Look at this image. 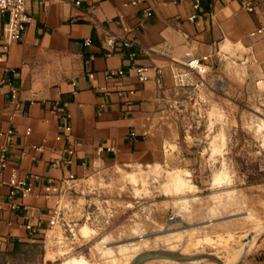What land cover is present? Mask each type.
<instances>
[{
	"label": "crops",
	"instance_id": "crops-1",
	"mask_svg": "<svg viewBox=\"0 0 264 264\" xmlns=\"http://www.w3.org/2000/svg\"><path fill=\"white\" fill-rule=\"evenodd\" d=\"M28 12L24 39L7 49L0 16V264L35 248L76 185L134 163L183 168L190 92L174 73L189 58L264 89V36L251 35L264 27V0H30ZM110 35L134 45L108 54ZM13 178L26 197L11 195Z\"/></svg>",
	"mask_w": 264,
	"mask_h": 264
},
{
	"label": "rangeland",
	"instance_id": "rangeland-1",
	"mask_svg": "<svg viewBox=\"0 0 264 264\" xmlns=\"http://www.w3.org/2000/svg\"><path fill=\"white\" fill-rule=\"evenodd\" d=\"M186 86L183 168L134 163L76 185L57 223L13 264H130L143 251L170 250L165 239L177 233L184 238L175 251L182 252L192 234L201 244L187 255L213 254L224 263V249L243 248L253 234L254 247L241 264H264V89L215 71ZM231 216L239 217L222 220ZM249 219L258 229L246 224ZM214 220L221 221L209 223Z\"/></svg>",
	"mask_w": 264,
	"mask_h": 264
},
{
	"label": "built area",
	"instance_id": "built-area-1",
	"mask_svg": "<svg viewBox=\"0 0 264 264\" xmlns=\"http://www.w3.org/2000/svg\"><path fill=\"white\" fill-rule=\"evenodd\" d=\"M30 0H0V16L8 15V21L3 28V38L5 42V49L8 46L21 42L24 39L25 32L28 25L32 21V17L28 12V3ZM75 5H80V0H75ZM245 8L248 11L253 10V4L250 2L245 3ZM252 36L263 35L264 36V27L257 28L251 34ZM89 43V42H88ZM108 54L120 52L124 48L131 47L134 45L133 41L128 39L120 38L115 35H110L106 41ZM209 61L208 57H203L202 59L189 58L183 66L186 68L185 71L176 70L174 73V78L179 86H186L189 83L191 77L196 74L202 76L207 74L208 67L207 62ZM139 79L141 82H146L148 80L147 68H137L136 69ZM130 93H133L132 91ZM24 108L23 102L20 101L18 96V91L11 86L10 96L8 99L7 109L12 110L14 114H17L22 111ZM67 132L71 131V127H66ZM30 131V130H28ZM14 133L13 130L8 131V136H12ZM1 135V133H0ZM70 162L75 155V150L72 146H69L66 150ZM1 169L6 167L5 162L1 164ZM11 186L14 187V190L11 192V195L14 196L17 191H20L22 197H26L31 189L30 187H25L24 182L17 181L15 178L11 180ZM3 203L0 201V208ZM14 208V205H11ZM58 219V210H56L50 220V227L57 223ZM31 225H28V229H31Z\"/></svg>",
	"mask_w": 264,
	"mask_h": 264
},
{
	"label": "water",
	"instance_id": "water-1",
	"mask_svg": "<svg viewBox=\"0 0 264 264\" xmlns=\"http://www.w3.org/2000/svg\"><path fill=\"white\" fill-rule=\"evenodd\" d=\"M239 216H231L222 220H227V219H233V218H237ZM221 220H214V221H210L209 223H214V222H219ZM199 225L196 226H186L185 229H193L195 227H197ZM168 230H166L165 232H163L161 235L163 234H167ZM252 236H254L253 234L250 235V240H252ZM144 237H140L138 239H143ZM127 242V241H126ZM124 242V243H126ZM244 257H242L241 260H239V262L237 264H241L242 260ZM152 260H169V261H173V262H178V263H194V262H214L217 264H225L223 261H221L218 257H216L213 254H201V253H196V254H191V255H184L182 254V252H178V251H169V250H164V249H158V250H147L144 251L140 254H138L131 262V264H145L148 261H152Z\"/></svg>",
	"mask_w": 264,
	"mask_h": 264
},
{
	"label": "bare ground",
	"instance_id": "bare-ground-1",
	"mask_svg": "<svg viewBox=\"0 0 264 264\" xmlns=\"http://www.w3.org/2000/svg\"><path fill=\"white\" fill-rule=\"evenodd\" d=\"M180 183H182V182H180ZM180 183H175V185H174L175 186V190H181V184ZM246 224H248L250 227H253L255 230L258 229V226H259L258 225L259 223H255V221L252 220V219H249L248 221H246ZM172 234H175V233L173 232ZM190 237H191L190 242H187L185 244L184 248H183L182 254H184V255L189 254L192 248H196V247H198L201 244V240L195 241L192 238L193 237L192 234H191ZM182 238H184V237L182 235L178 234V233L166 238L165 242H167L169 244V249H170L169 251H172V250L175 251V249H176L175 247L176 246L174 244L175 243H180L182 241ZM250 238L251 237L249 236L248 239H245V241H244V245L245 246L243 248L242 247H240V248L229 247V248H225L224 249L225 254H226V257H225L226 258L225 259V263L226 264H232V263L237 262V260L239 258H241V256L244 257L245 254H247L249 251H251L253 249L255 238L253 236H252V240H250ZM205 241L207 243H212V240L209 239V238H206ZM223 241H226V239L221 240V242H223ZM127 250H129V249L127 248V249H124L123 251L127 252ZM134 251L136 252L137 250L133 249L132 252H134ZM132 260H131V262H132ZM131 262H130V264H131ZM196 264H200V263L196 262Z\"/></svg>",
	"mask_w": 264,
	"mask_h": 264
}]
</instances>
